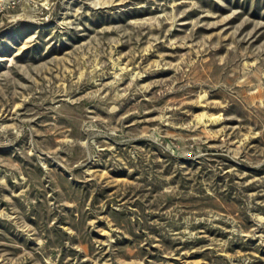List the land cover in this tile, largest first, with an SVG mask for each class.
<instances>
[{
	"label": "rangeland",
	"instance_id": "374dc122",
	"mask_svg": "<svg viewBox=\"0 0 264 264\" xmlns=\"http://www.w3.org/2000/svg\"><path fill=\"white\" fill-rule=\"evenodd\" d=\"M0 264H264V0L11 8Z\"/></svg>",
	"mask_w": 264,
	"mask_h": 264
},
{
	"label": "built area",
	"instance_id": "2783aa9c",
	"mask_svg": "<svg viewBox=\"0 0 264 264\" xmlns=\"http://www.w3.org/2000/svg\"><path fill=\"white\" fill-rule=\"evenodd\" d=\"M20 2L21 0H0V27L4 22L7 12Z\"/></svg>",
	"mask_w": 264,
	"mask_h": 264
}]
</instances>
